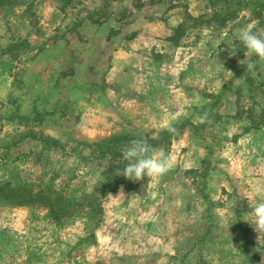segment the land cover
Here are the masks:
<instances>
[{
	"label": "rangeland",
	"instance_id": "rangeland-1",
	"mask_svg": "<svg viewBox=\"0 0 264 264\" xmlns=\"http://www.w3.org/2000/svg\"><path fill=\"white\" fill-rule=\"evenodd\" d=\"M246 26L264 33V0H16L10 7L0 5L2 183L39 184L59 177L55 187L67 197L92 190L108 174L112 156L95 160V147L87 143L132 131L138 115L149 114L155 102L176 110L175 128L192 126L211 150L200 172L185 176L190 185L178 194L183 203L173 206L182 212L170 219L172 234L156 235L159 245L145 240L144 254L117 234L116 225L117 217L128 219L124 210L130 204L136 210L134 199L154 193L152 179L124 178L131 186L104 199L97 228V219L75 218L59 226L42 208L0 205V263L264 264V231H255L252 214V204L264 201L249 202L242 178L227 179L223 204L211 206L201 221L194 219V200L206 196L227 125L264 129V110L255 113L264 106V62L253 55V68L240 63L247 50L237 34ZM235 100V116L220 115L223 104L228 113ZM45 137L53 139L48 148ZM168 137L160 134L155 148L167 153ZM114 163L121 168L119 160ZM115 211L117 217L109 213Z\"/></svg>",
	"mask_w": 264,
	"mask_h": 264
},
{
	"label": "crops",
	"instance_id": "crops-1",
	"mask_svg": "<svg viewBox=\"0 0 264 264\" xmlns=\"http://www.w3.org/2000/svg\"><path fill=\"white\" fill-rule=\"evenodd\" d=\"M143 95H145V93H143ZM233 102L232 109L228 106L232 111H228L227 113L224 109L226 105L223 104L220 115L229 114L235 116L237 102L236 100ZM207 103L206 100L205 105H207ZM200 105L203 106L204 104L201 103ZM200 105L190 104V108L196 106L200 107ZM149 107L151 108H148L149 114H144L142 117L138 115L136 118V128L132 131L129 129L118 135L157 138L160 134L168 132L164 130L163 126L165 118L159 117L163 112L165 113V117L169 113L174 114L176 116L174 127L178 124L179 116L177 111L169 108L171 106H168L165 102L164 105L161 106L155 102L154 107ZM261 108L262 109L257 110L255 113H261L262 110H264V106ZM151 118H153L156 123L151 122ZM185 126L177 128L175 133L168 132L172 140L169 142L167 154L171 156L173 160V167L166 175L158 180L152 179L151 189L154 190V193L141 199H134L135 203H138L135 207L136 210L132 211L130 207L134 208V204H130L129 208L124 210L128 217L125 221H120L119 217H117L119 213L117 214L116 211L109 212L110 214L113 213L118 218L119 222L116 225L117 234L119 233L126 241H129L133 248L137 246L142 254H144L145 245H143V243L145 240L153 238L152 240L154 243L159 245L155 240L156 235L164 234L170 236L172 234L174 226L171 225L170 219H175V213H178L179 210L182 212V209H177V207L174 208L173 206H179L183 203L184 200L179 198L178 194L179 196H183V193L180 191L184 190L183 187L189 184L188 178L185 176L199 173L202 164L208 163V159L210 158L211 150L205 146L201 137H199L200 135H194L195 130L192 126ZM261 132H264V129L261 128L260 130L257 128L242 131L240 127L234 123L227 125L224 134L225 141L218 153L220 160L214 163L207 177L208 186L206 185V196L194 200L197 212H195V217L193 212L190 213V218L194 217V219L200 220L203 216L211 214L212 211L209 209L211 206H220L223 204L221 194L228 191L226 189L228 186L227 179L232 177H235V179L242 178L243 185L246 186L250 195V203L253 202L254 198L256 200L259 199L255 196L253 188L256 184L264 182V139L261 137ZM258 147L259 149H257ZM173 190L177 192L174 193ZM157 192L162 193L157 195ZM214 192L218 194L215 195ZM144 204H151V207L147 208ZM164 205L169 207L165 209V212L161 211ZM254 205L252 204V208ZM122 214L124 213L122 212ZM161 222H163V224H161ZM160 230L165 231L160 233ZM239 234L240 231H236V235ZM166 240L169 239H165V241ZM158 249H160V247H158ZM0 264L14 263H5V261L2 260Z\"/></svg>",
	"mask_w": 264,
	"mask_h": 264
},
{
	"label": "trees",
	"instance_id": "trees-1",
	"mask_svg": "<svg viewBox=\"0 0 264 264\" xmlns=\"http://www.w3.org/2000/svg\"><path fill=\"white\" fill-rule=\"evenodd\" d=\"M15 2L16 0H0V5L10 7ZM164 134L169 135L168 132ZM138 138L141 137L116 135L100 139L91 145L87 143V146L95 147L93 152L97 157L95 160L104 161L112 156V159L108 160L110 166H106L108 174L104 176L103 180L93 184L92 190H83L77 196L70 197L69 195L67 197L55 187L54 180L59 177L50 178L48 181L39 184L24 181L12 184L0 181V205L13 208H42L46 211L49 220L59 226H64L75 218L97 219L93 222L94 226L92 225L97 228L101 222L98 216L101 217L104 214V199L110 194H115L121 189L127 190L131 186L124 181L125 177L122 176L123 169L127 164V161L123 160L122 152L130 140ZM45 139L44 141L47 143H45L44 148H48L52 145L53 139L49 137H45ZM148 142L154 148L161 143L158 138H148ZM118 160L121 162V168H117L118 163H114ZM59 171L54 176L60 175ZM36 185L37 187H35Z\"/></svg>",
	"mask_w": 264,
	"mask_h": 264
},
{
	"label": "clouds",
	"instance_id": "clouds-1",
	"mask_svg": "<svg viewBox=\"0 0 264 264\" xmlns=\"http://www.w3.org/2000/svg\"><path fill=\"white\" fill-rule=\"evenodd\" d=\"M238 39L247 50L244 54L245 59L240 63H246L248 68L254 67L251 57L254 55L259 61L264 62V33L258 35L253 32L250 26H246L238 31ZM176 116L169 113L165 117L164 130L175 133L174 122ZM203 122V121H202ZM123 160L127 161L123 169L126 179L142 181L147 178L158 180L166 175L173 167V160L163 149L154 148L149 142L148 137L143 136L132 139L122 152ZM254 194L261 201H264V182L258 183L253 188ZM253 216L255 231H264V202L253 206Z\"/></svg>",
	"mask_w": 264,
	"mask_h": 264
}]
</instances>
